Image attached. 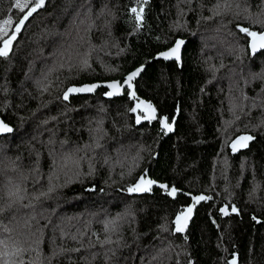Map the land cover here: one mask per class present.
<instances>
[{
  "label": "trees",
  "instance_id": "1",
  "mask_svg": "<svg viewBox=\"0 0 264 264\" xmlns=\"http://www.w3.org/2000/svg\"><path fill=\"white\" fill-rule=\"evenodd\" d=\"M16 2L9 35L35 6ZM241 28L264 30V0H45L0 57V264H264V49ZM179 37L180 62L154 57ZM138 65L135 98L64 99ZM141 176L167 188L130 192Z\"/></svg>",
  "mask_w": 264,
  "mask_h": 264
},
{
  "label": "snow or ice",
  "instance_id": "2",
  "mask_svg": "<svg viewBox=\"0 0 264 264\" xmlns=\"http://www.w3.org/2000/svg\"><path fill=\"white\" fill-rule=\"evenodd\" d=\"M32 2V0H24V3H21L20 0H17L15 7L17 9H19L21 12H24L25 9H29V3ZM45 3V0H35V6L31 7L26 14H24L23 18L19 20L18 24L15 27V32L12 33L11 35H9L7 32L4 31V29H0V40H2L3 42V47L0 48V57H7L10 51V47L12 45V42L16 39V34L20 32L21 26L24 25L25 21L28 20V18L40 7H42ZM131 12L133 14H135V19L136 21H140L142 19V15L141 13L143 12V9L141 8L139 11L136 7L131 8ZM5 24L10 23V21H4ZM241 31L243 32H247L248 35H250L251 37H253V44H252V48L253 51L256 50L257 47L264 49V35H259L257 36V33L255 32H249L248 29L245 28H241ZM6 37V38H5ZM181 43H183L182 41H178L175 45V47H173L170 51L168 52H164L161 53L160 55H162L165 59H168L172 56H175L177 59H179L178 56V52H179V48ZM141 71V69H136L135 71L131 72L126 80L124 81L125 84L128 85L129 88L132 87L131 85V81L139 74V72ZM97 87V85H92L91 87H86V88H69L67 90V92L64 94V99H68V93L71 92H77V91H93L94 88ZM108 88L110 89H115L118 90L120 88L119 83H110L107 85ZM108 95H113L112 92H109ZM132 97L135 98V92L132 93ZM144 102L141 101L137 107H140ZM135 111V109H134ZM144 111H145V115H144V119L147 120H153L156 119V115H155V109L152 107L151 104H147L144 106ZM139 120V118H138ZM163 126L164 128H166L168 131H172V127L171 125L168 123V118L164 117L162 120ZM0 131L2 132H11L12 129L6 125L3 124L2 121H0ZM252 139V137L247 136V137H240V141H247ZM239 143V141L237 142ZM246 146V145H245ZM236 145H233V148L235 149ZM155 182L152 180H145V178L143 176L140 177L139 182L132 188L129 189L130 192H138V191H147L149 190L150 186L152 184H154ZM161 187H166L164 185H161ZM171 196H175L176 195V189L172 188V190L168 193ZM194 202H199L201 200L206 199V197L204 196H194L192 197ZM222 212H225V214H227L225 209H221ZM237 209L235 207L232 208V212H236ZM192 213V208L189 207L186 209L185 212H182L180 215H178L176 217V231L180 232L183 231L184 228L187 225V221L190 217ZM233 264H236V261H233Z\"/></svg>",
  "mask_w": 264,
  "mask_h": 264
},
{
  "label": "water",
  "instance_id": "3",
  "mask_svg": "<svg viewBox=\"0 0 264 264\" xmlns=\"http://www.w3.org/2000/svg\"><path fill=\"white\" fill-rule=\"evenodd\" d=\"M255 33H257V36H259V35H264V30H262V31H258V32H255ZM178 41H182V42H183V43H181L180 48H179V52H178L179 59H177L175 56H172V57H170V58H168V59H165L162 55H160L161 53H164V52H168V51H170L173 47H175V45H176V43H177ZM252 44H253V37L250 36V38H249V40H248V46H249V48L253 51ZM183 46H184V39L179 37V38L175 39V41H174L170 46H168V47H166V48H164V49L158 51V52L154 55V57H155L156 59H162V60H165V61H167V60H176L177 62H180V61H181V58H182V50H183ZM260 50H262V49L259 48V47H257L256 50H255L254 52H258V51H260ZM136 69H141V71H140L139 74H138V75H137V76L131 81V85H132V87L129 88L128 85L124 83V81L126 80L127 76H128L131 72L135 71ZM143 69H144V65H138V66H136L135 68H133L132 70H130V71L125 75V77H124L123 79H111V80H107V81H103V82H97V81H94V82H86V83H83V84L78 85V86H75V87H76V88H86V87H91L92 85H97V87H95L93 91H90V92H89V91H80V92H83V93H91V92H94L99 86H104V87L107 89L108 93H109V92H112V93H113V95H111V96H119V95H121V94L123 93V91H124L125 88H128L129 90H131V92H135V91H134V80L140 75V73L142 72ZM114 82L119 83L120 88H119L118 90L110 89V88L107 87L108 84H110V83H114ZM141 101H143V100L140 99V102H141ZM143 102H144V103L142 104L143 106L149 104V102H146V101H143ZM0 121H2L3 124H6V125H8V126L10 127V124H9L8 122H6L1 116H0ZM6 133H7V132H2V131H0V135H2V134H6ZM155 184H156L157 186H161V185H162L161 183H158V182H155ZM164 186H166V187H163V188H167V185H164ZM189 207H191V206L186 207V209L189 208ZM186 209H185L183 212H185ZM221 209H225L226 212H228V210L226 209L225 205H223V206L221 207ZM180 214H181V213H180ZM180 214H179V215H180ZM223 215H224V216L226 215L225 212H223ZM187 224H188V221H187ZM175 228H176V224H175ZM232 264H233V263H232Z\"/></svg>",
  "mask_w": 264,
  "mask_h": 264
},
{
  "label": "rangeland",
  "instance_id": "4",
  "mask_svg": "<svg viewBox=\"0 0 264 264\" xmlns=\"http://www.w3.org/2000/svg\"><path fill=\"white\" fill-rule=\"evenodd\" d=\"M74 88H76V87H74ZM142 106V105H141ZM140 106V107H141ZM141 109H144V107L142 106V108ZM139 117V116H138ZM247 136H250L251 137V134L249 133V132H241V133H239V134H237L236 136H234V137H232L231 139H230V141H229V147H231L232 149H234L233 148V145L235 144L236 145V147H235V149L236 148H239V147H242V146H244V145H246L247 144V142L249 141V140H247V141H240V137H247ZM239 141V143H237ZM139 182V181H138ZM137 182V183H138ZM136 183V184H137ZM135 184V185H136Z\"/></svg>",
  "mask_w": 264,
  "mask_h": 264
},
{
  "label": "flooded vegetation",
  "instance_id": "5",
  "mask_svg": "<svg viewBox=\"0 0 264 264\" xmlns=\"http://www.w3.org/2000/svg\"><path fill=\"white\" fill-rule=\"evenodd\" d=\"M143 111H144V109H143ZM145 112V111H144Z\"/></svg>",
  "mask_w": 264,
  "mask_h": 264
}]
</instances>
